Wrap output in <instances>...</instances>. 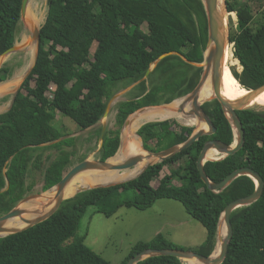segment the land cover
Instances as JSON below:
<instances>
[{
    "label": "trees",
    "instance_id": "obj_1",
    "mask_svg": "<svg viewBox=\"0 0 264 264\" xmlns=\"http://www.w3.org/2000/svg\"><path fill=\"white\" fill-rule=\"evenodd\" d=\"M250 0H227L237 22L229 41L242 70L231 66L244 86L264 80V21L256 26ZM23 0H0V56L17 41ZM36 64L22 81L10 108L0 113V215L9 212L34 187L30 174L42 172V190L58 183L70 166L73 151L82 136L62 130L58 114L70 117L83 131L93 128L98 137L111 98L124 87L137 83L130 97L116 104L115 128L108 129L99 151L101 159L117 152L122 127L140 108L169 104L189 94L199 83L203 67L177 54L160 60L146 77L151 64L163 53L180 51L189 60L202 62L208 41V19L202 0H48L41 26ZM14 67H0V82ZM123 82V83H122ZM54 87L55 98L48 96ZM263 92L264 87L255 88ZM204 110L217 126L213 135H203L191 146L165 161L149 166L138 177L111 186L95 187L64 200L45 221L17 233L0 237V264H113L77 235L81 219L92 205L110 215L120 206L147 209L161 198L180 201L191 217L207 230L200 246L192 249L211 255L217 245L218 225L226 206L253 193L257 184L248 175L234 179L221 191L210 190L198 169V157L207 140L234 143L236 135L216 100ZM246 129V143L235 154L208 160L204 167L211 180L220 182L234 170L250 166L264 179V107L237 110ZM191 125L176 118L149 121L138 134L146 149L159 151L186 141ZM138 137L135 134V142ZM140 146V145H139ZM55 148V158L44 157ZM84 155L82 160L86 159ZM113 159V158H112ZM111 159V160H112ZM182 161L157 186L152 184L164 167ZM177 179L180 183H174ZM125 192H133L122 198ZM113 202L112 209L107 206ZM233 235L222 264H264V191L256 202L231 214ZM146 248H180L161 235L136 243L120 264ZM184 249V248H183ZM138 264H188L171 255L149 257Z\"/></svg>",
    "mask_w": 264,
    "mask_h": 264
},
{
    "label": "rangeland",
    "instance_id": "obj_2",
    "mask_svg": "<svg viewBox=\"0 0 264 264\" xmlns=\"http://www.w3.org/2000/svg\"><path fill=\"white\" fill-rule=\"evenodd\" d=\"M249 2L255 10L254 23L256 26H258L264 21V0H250ZM47 12L48 0H30L26 14L19 22L16 43H24L26 42L25 38H29L33 49L28 50L25 48L11 54H2L0 56V67L5 64H9L14 67L12 75L7 80L0 82V87H5V90L2 92L0 91V113L10 108L17 90L33 66L35 55L38 49L37 40L33 37V31L35 27H41L43 25L47 16ZM225 18L228 25L227 28L230 33L232 27H235L237 22V15L235 12H226ZM228 45L230 46V51H234L233 44L229 42ZM230 56L232 60H235L231 66H235L238 71H241L242 66L240 65V62H238L239 60L237 61L231 54ZM208 83H210V80H208ZM136 84L137 83H133L128 87H124L116 93L117 97L112 100V106L108 116H103L101 121L96 125L97 128L103 127V125L106 126V131L108 129L115 128L116 104L121 100L128 99L130 97V91ZM207 87L208 85L206 84L205 89ZM54 90L55 88L52 87L48 92V96L51 100L55 98ZM209 101H213V99L206 102ZM176 102L181 103L183 102V99H177L176 101L169 104L175 105ZM164 105L168 104L150 107ZM244 107L260 109L261 107H264V105ZM130 118H132V115ZM170 118H176L184 125L186 124L193 126L194 130L198 128V122H196L197 118L192 119L190 117L187 118L185 116H178L169 117L166 119ZM58 121L62 126L63 131L66 129L67 133H72L70 136L83 137V139L79 141L76 146L66 147L67 150H71L73 153L71 155L70 166L66 168L64 173H66L73 165L81 162L84 155L95 159L100 158L99 151L101 149V135L98 137L97 134H94L91 139L90 133L93 128L81 131L79 130L76 122L68 116L58 114ZM143 123L144 122H142V124ZM138 143H141V139L139 138L137 140V144ZM58 153V150L55 148H49L43 151L45 158L50 155L52 159L55 158ZM141 162L138 163L134 169H137ZM181 162L182 161H178L174 164L166 165L160 176L154 178L153 185L157 186L161 178L166 174H169L171 170L177 167ZM129 173H122L121 176L128 175ZM173 180L176 184L180 183L177 179ZM29 182L34 183L33 190L29 194L42 192L44 174L42 172L30 174ZM132 195L133 192H125L121 197L128 198ZM113 205L114 204L112 202L107 206V208L112 209ZM99 208L100 207L97 205L88 207L81 219L77 235L84 237L85 243L90 248L103 256L105 259L111 261L113 264H120L122 261H124L136 243L140 241L150 242L155 237H157V235H161L168 242L184 249H196L198 246L204 243L207 237L206 228L198 220L189 215L184 205L180 201L174 199H158L154 205L148 207L147 209L120 206L110 215H106L105 213L98 211ZM217 250L218 246H216V251Z\"/></svg>",
    "mask_w": 264,
    "mask_h": 264
},
{
    "label": "water",
    "instance_id": "obj_3",
    "mask_svg": "<svg viewBox=\"0 0 264 264\" xmlns=\"http://www.w3.org/2000/svg\"><path fill=\"white\" fill-rule=\"evenodd\" d=\"M30 0H23L22 3V9H21V18L25 16L27 7L29 4ZM205 6L206 10V15L208 19V41H207V46L205 49L204 53V60L202 62H195L192 60H189L185 57V55L177 50L174 51H169L161 54L150 66L148 71L146 72V75L144 78H146L150 72L155 68V66L158 64V62L168 55L172 54H177L181 56L184 60L187 62L201 66L203 67V72L200 78L199 83L197 86L186 96L182 97L183 103L181 104L179 108V112H182L186 114L188 117L195 119L197 118L199 121H205L209 129L208 130H203V129H195L191 136L184 142L173 145L169 148L159 150V151H152L148 150L144 147L143 141L142 145L146 151L149 152V156H153L156 158V160L152 163H148L143 170L135 177L129 178L126 180H122L118 183H122L131 179H134L138 177L140 174H142L149 166L165 161L166 159L174 156L175 154L183 151L184 149L188 148L191 146L195 141H197L201 136L203 135H213L217 131V126L214 124L213 120L208 116L206 111L203 108V105L206 101L200 102L199 97H200V91L202 86L205 84V82L210 78V83H211V88L213 92V97L210 98L209 100H216L219 102L224 110V113L226 114L227 118L229 119L233 131L235 132L236 135V141L234 143H227L221 139H215L211 138L207 140L204 144V147L202 148L199 157H198V169L200 171L202 180L205 182L207 187L212 190V191H221L225 189L234 179L241 175H248L252 177L256 184L257 188L256 190L248 195L239 197L232 202H230L225 210L223 211L220 222L218 225V242L221 241V252L219 256L215 257V251L211 255H205L199 252H196L192 249H183V248H146L135 255H133L129 261L128 264H138L140 261H143L149 257L153 256H161V255H171V256H176L184 261L187 260H192V259H197L200 262H203L204 264H222V262L225 260L226 255L228 253L229 249V244L233 235V224L231 221V214L232 212L242 206H247L250 205L257 200L260 199V197L263 194L264 191V179L261 176V174L256 171L254 168L250 166H243L241 168H238L231 172L226 178H224L220 182H215L210 179L208 174L205 171V163L206 161L210 160L207 159V153L211 148L217 149L219 152L222 153V156L219 159H223L228 155L235 154L237 151L242 149L246 143V129L244 128L243 122L240 119V116L237 112L238 109L244 108L243 105L239 104V101L233 102L230 101L221 94L217 82V65H218V59H219V54L220 50L222 47V43L226 41L229 43V31H228V25L226 23V12H229L228 10V2L227 0H202ZM224 12V13H223ZM223 13V14H222ZM41 27H35L33 31V37L37 40V52L35 55L34 63L33 66L31 67L29 73L32 71L34 65L37 62L38 59V54H39V45L41 41V32H40ZM27 47V43H21L17 44L15 43L12 47L7 49L3 54H11L14 52H17L18 50L25 49ZM138 83V82H137ZM244 86V85H242ZM259 87H264V80L260 81L254 85L251 86H244L248 91L253 90L255 88ZM117 97V94H115L110 102L108 103V106L106 108L105 116H108L110 108L112 106V100H114ZM192 100V108L191 110H186V104ZM176 101V100H175ZM174 102V101H173ZM172 103V102H171ZM150 107V106H147ZM146 108V107H143ZM140 108L139 110L143 109ZM138 111V110H137ZM137 111L134 113L130 114L128 118L126 119L123 127V129L130 124L131 122V115L135 114ZM156 121V120H152ZM149 122V121H146ZM144 122V123H146ZM143 123V124H144ZM97 125V124H96ZM93 126V127H96ZM186 125V124H185ZM106 132V126L103 125L102 133L100 136L101 139V147L103 145V140H104V135ZM138 133V132H137ZM139 135V134H138ZM140 136V135H139ZM122 147V135H121V142L120 146L115 153V155L107 158V159H95L91 158L88 156L86 159L82 160L81 162L77 163L76 165H73L66 173L63 174L61 180L56 183L54 186L49 188L48 190L38 192L35 194H28L24 198H22L17 205L12 208L9 212L0 215V232L6 231L7 229L5 228V224L8 220H10L13 217L20 216L25 213L26 208H29L32 206L34 208L35 212L33 214H36L33 218H23V220L27 223V225L23 228L20 229H13L7 234H0V237L6 236L9 234L17 233L22 230H25L27 228H30L36 224H39L46 219L50 218L61 206L62 202L68 198L74 197L77 193L92 189L95 187H103V186H111L115 185L118 183H111V184H102L98 186H92L89 188H82L79 191H77L74 195L70 197H65V190L69 183L74 179L76 175H78L81 172L88 171V170H96L99 171V173H104L107 170H125V169H130L135 167L138 163H140L143 158L145 157L143 154H131L127 158H125L122 162L120 163H112L111 159L116 157ZM218 160V159H217ZM24 204L26 205L25 207ZM23 205V206H22ZM226 226V235L225 237L221 236V230L222 226Z\"/></svg>",
    "mask_w": 264,
    "mask_h": 264
},
{
    "label": "bare ground",
    "instance_id": "obj_4",
    "mask_svg": "<svg viewBox=\"0 0 264 264\" xmlns=\"http://www.w3.org/2000/svg\"><path fill=\"white\" fill-rule=\"evenodd\" d=\"M25 40L26 42L24 43H27L26 48L28 50H32L33 46L30 43L29 38L28 39L25 38ZM230 52H231L230 46L228 45L226 41H224L222 43V47L220 50L218 65H217V70H216L217 71V82H218V86H219V90L221 94L224 96V98L230 101H233V102L239 101L240 105H244V104H245L244 106L264 105V91L260 92L255 89L248 91L246 88H244V86L240 84L238 79L232 73L231 65L235 62V60L231 59ZM208 80H210V78H208ZM208 80L205 82V84L201 88L200 97H199L200 102H204L213 97L211 83H208ZM206 84L209 86V88L205 91ZM4 88L5 87L1 86L0 91L2 92L3 90H5ZM182 103L183 102L181 103L176 102L175 105L168 104V105L158 106V107H146V108H143L137 111L135 114L132 115L130 124L127 125L122 131L121 151L116 157H114L111 160V162L120 163L131 154H143L145 157L143 158L140 166L137 169H134L137 166L136 165L133 168L125 169L121 171L107 170L104 173H99V171H96V170H88V171L81 172L78 175H76L74 179L67 186L65 190V197H70L74 195L77 191H79L82 188H89L92 186H98L102 184L104 185V184L118 183L122 180H126V179L137 176L148 163H152L156 160V158H154L153 156H149L150 155L149 152L144 149L142 145V139L137 133L139 126L142 124V122L152 121V120H162V119H166L169 117L185 116L188 118L186 114L179 112V108ZM191 108H192V100H190L186 104V110H191ZM196 122H198L197 123L198 129H203V130L209 129V126L205 121L203 120L199 121L198 119H196ZM135 134L139 139H141L140 146L134 140ZM221 156H222L221 152H219L215 148H211L208 151L206 158L210 160H217ZM122 173L124 174L129 173V174L125 176H121ZM25 206L26 205L24 204L23 207ZM34 212L35 210L34 208H32V206L29 208H26V211L22 215V217L33 218L34 216H36V214H33ZM22 217L16 216L8 220L5 224V228L7 230L0 232V234H7L13 229H20V228L25 227L27 223L23 220ZM226 231H227L226 226L223 225L222 230H221L222 237H225ZM221 243L222 242L220 241L218 244V250L216 251L214 255L215 257L219 256L221 252ZM186 262L188 264H204L203 262H200L197 259L187 260Z\"/></svg>",
    "mask_w": 264,
    "mask_h": 264
},
{
    "label": "crops",
    "instance_id": "obj_5",
    "mask_svg": "<svg viewBox=\"0 0 264 264\" xmlns=\"http://www.w3.org/2000/svg\"><path fill=\"white\" fill-rule=\"evenodd\" d=\"M138 140V139H137ZM137 142V141H136ZM139 145H141V143H138ZM154 180V179H153ZM152 184H153V181H152ZM217 242H218V238H217Z\"/></svg>",
    "mask_w": 264,
    "mask_h": 264
},
{
    "label": "flooded vegetation",
    "instance_id": "obj_6",
    "mask_svg": "<svg viewBox=\"0 0 264 264\" xmlns=\"http://www.w3.org/2000/svg\"><path fill=\"white\" fill-rule=\"evenodd\" d=\"M206 87V86H205ZM209 88V86L205 89V91Z\"/></svg>",
    "mask_w": 264,
    "mask_h": 264
}]
</instances>
